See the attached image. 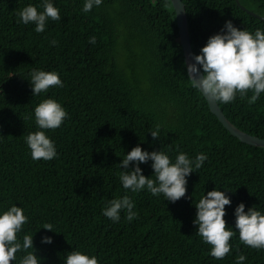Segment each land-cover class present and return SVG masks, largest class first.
Returning <instances> with one entry per match:
<instances>
[{
	"label": "trees",
	"instance_id": "obj_1",
	"mask_svg": "<svg viewBox=\"0 0 264 264\" xmlns=\"http://www.w3.org/2000/svg\"><path fill=\"white\" fill-rule=\"evenodd\" d=\"M182 2L195 55L226 20L250 32L264 30V21L234 0ZM239 2L264 18V0ZM29 3L40 0H0V210L13 204L24 209L28 221L17 234L21 243L24 234L33 235L41 264H63L72 250L95 255L99 264H235L241 253L244 264H264V249L246 246L238 232L224 258L212 257L211 245L192 223L195 203L214 187L231 200L226 227L237 231L233 212L240 202L245 211L254 206L264 212V148L230 135L187 79L171 1L103 0L84 12V0H53L61 19L49 20L41 33L17 22ZM92 35L95 44L88 42ZM33 68L59 73L63 86L32 96L27 79ZM49 97L68 117L45 130L58 156L33 160L24 137L38 130L34 108ZM216 102L239 130L264 139V93L251 104L238 94L228 104ZM157 125L160 138L154 139L149 131ZM137 144L173 159L178 151L207 154L187 177L188 199L171 203L163 194L122 187L118 164ZM139 166L146 177L153 174L151 161ZM126 192L138 216L129 222L121 211L114 223L101 210ZM44 223L55 232L41 228ZM43 235L52 243H41ZM24 255L17 252L10 264Z\"/></svg>",
	"mask_w": 264,
	"mask_h": 264
},
{
	"label": "clouds",
	"instance_id": "obj_2",
	"mask_svg": "<svg viewBox=\"0 0 264 264\" xmlns=\"http://www.w3.org/2000/svg\"><path fill=\"white\" fill-rule=\"evenodd\" d=\"M103 0H84L83 11L88 12L93 7H99ZM18 23L33 24L34 31L44 32L49 20L61 19L60 10L54 6L53 0H40L39 5L27 4L17 13ZM90 44H95L96 37L88 38ZM53 45L57 42L51 41ZM194 63H186L187 79L200 93L213 101L228 104L236 99L247 97L248 103H255L264 93V30L257 28L250 32L246 28L239 29L231 20H226L221 29L208 37L199 54L193 57ZM32 96L45 93L52 86L62 87L59 73L33 68L28 73ZM251 91V96L248 92ZM68 117L66 109L55 99H43L34 108V119L37 131L29 132L25 143L33 160H52L58 156L55 141L45 130L56 129ZM159 128L150 130L154 139L159 137ZM205 152H198L190 157L183 151H178L174 159L165 151L142 150L137 144L127 152L118 166L122 169L119 181L125 190L132 193L147 190L153 196L163 194L167 201L175 203L185 195L187 177L200 169L207 160ZM151 161L153 174L146 177L142 174L140 164ZM131 164V167L129 165ZM154 175L155 179L152 178ZM220 189V188H219ZM214 187L195 203L196 213L192 221L196 225V234L202 241L211 245L209 255L222 259L230 252V238L239 234V239L248 247L264 249V212L252 206L245 211V204L240 202L234 209L235 229L226 227V205L231 200L225 191ZM227 191V189H225ZM135 205L127 195L113 198L105 202L102 215L112 222H119L121 211L126 213L129 222L138 216ZM28 217L24 209L16 204L6 210H0V264H10L16 261V253L25 251L19 264H41V258L35 254L33 235L24 234L22 243L17 234L26 224ZM53 231L51 223L41 227ZM41 243H52V237L41 236ZM32 249V251H28ZM246 256L241 253L235 257V264H244ZM63 264H99L95 255L72 250L64 258Z\"/></svg>",
	"mask_w": 264,
	"mask_h": 264
},
{
	"label": "water",
	"instance_id": "obj_3",
	"mask_svg": "<svg viewBox=\"0 0 264 264\" xmlns=\"http://www.w3.org/2000/svg\"><path fill=\"white\" fill-rule=\"evenodd\" d=\"M170 1L173 6L174 13H175L176 26L178 29V40H179V43L182 49L184 62L194 63L193 57L195 56V54L193 53L190 38H189L187 16H186L184 3L182 2V0H170ZM234 1L242 11L246 12L252 17H255V18H258L264 21L263 17L257 15L256 13L242 6L239 0H234ZM203 97L205 98L208 104V108L210 112L217 118L220 124L229 132L230 135L237 138L240 142L244 144L254 146V147L264 148V139L258 138L256 136L250 135L248 133H245L239 130L224 116L223 112L219 108L216 101L211 100L205 95H203Z\"/></svg>",
	"mask_w": 264,
	"mask_h": 264
}]
</instances>
